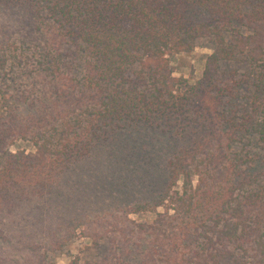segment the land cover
Returning <instances> with one entry per match:
<instances>
[{
    "label": "trees",
    "instance_id": "trees-1",
    "mask_svg": "<svg viewBox=\"0 0 264 264\" xmlns=\"http://www.w3.org/2000/svg\"><path fill=\"white\" fill-rule=\"evenodd\" d=\"M0 3L26 13L21 45L10 37L0 43V264H32L20 261L22 213L38 209L40 188L52 183L50 172L65 167L71 150L79 151L71 146L83 132L110 122L191 140L169 163V182L183 179L180 192L170 193V185L165 192L175 214L158 216L149 242L136 244L140 254L146 250L143 258L136 253L138 264H264V0ZM31 34L44 43L38 68L26 60L30 45L19 51L33 42ZM201 40L212 50L201 79L173 77L170 58ZM14 75L27 78L32 91L14 85L7 93ZM37 126L34 154L7 152L15 136ZM124 213L96 227L126 224ZM90 231L92 246L107 252L85 264L128 263L133 245L128 251L108 241L107 230Z\"/></svg>",
    "mask_w": 264,
    "mask_h": 264
},
{
    "label": "rangeland",
    "instance_id": "rangeland-1",
    "mask_svg": "<svg viewBox=\"0 0 264 264\" xmlns=\"http://www.w3.org/2000/svg\"><path fill=\"white\" fill-rule=\"evenodd\" d=\"M25 22L26 13L23 10L0 3V43L10 37L11 41H16L15 45H21L18 38L26 31ZM30 36L31 39L27 40L33 42L19 51L27 50V45H30L31 49L27 53L31 55L26 60L29 61V67L38 68L36 62L44 43L40 41L38 34ZM211 53L208 44L201 40L192 52L174 55L169 63L172 76L183 77L189 84H194L201 79L206 55ZM16 77L14 75L7 82V93L12 91L14 85H23L26 92L32 91L28 87L27 78ZM41 89L39 83L37 95ZM25 114L23 112L21 116ZM145 125L136 122H110L90 129L87 136L83 132V141L77 146H71L79 147V151L71 150L64 162L65 167L62 169L60 164L50 172L52 183L40 188L41 194L36 199L38 209L35 212L30 210V215L22 213L25 220L20 233L26 249L20 261L25 258L32 260V264H85L99 261L107 249L92 246L94 242L88 233L94 227L95 234L107 230L109 236L106 239L113 241L115 246H128L129 251L133 245L135 251L127 256V264L139 263V260L134 259L136 253L143 258L146 250L140 254V248L136 244L144 245L149 242L147 237L150 227L157 226L155 221L158 216H162L160 220H164L166 214H175L165 192L169 185L170 193L180 192L183 179L178 178L174 184L169 182V163L191 144V140ZM41 131L38 126L35 129L29 128L23 134L24 138L15 136L5 149L15 155L34 154L35 146L40 143L34 141L35 134ZM27 162L19 160L22 167ZM27 168L31 172L37 171L33 166ZM197 184V175H194L191 185L194 188ZM134 208H138V212L126 213ZM120 210L125 212L123 216L127 219H124L126 224L107 222L103 224V229L96 227L97 221L117 214ZM93 221L95 222L90 224ZM138 225L143 230L140 229L136 236ZM121 229H125V237L121 234ZM121 260L123 258H114L113 264H125Z\"/></svg>",
    "mask_w": 264,
    "mask_h": 264
}]
</instances>
